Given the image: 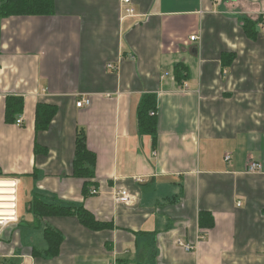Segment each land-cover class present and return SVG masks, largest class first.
Listing matches in <instances>:
<instances>
[{
    "label": "crops",
    "instance_id": "1",
    "mask_svg": "<svg viewBox=\"0 0 264 264\" xmlns=\"http://www.w3.org/2000/svg\"><path fill=\"white\" fill-rule=\"evenodd\" d=\"M9 1L0 184L16 185L17 221L0 228V264H264V0H132L133 16L123 0H53L52 14L4 16ZM148 95L155 134L139 125ZM41 103L56 113L37 130ZM80 132L89 178L75 173ZM118 188L134 202L117 203ZM37 201L82 205L109 227L37 215ZM47 229L63 237L57 255Z\"/></svg>",
    "mask_w": 264,
    "mask_h": 264
},
{
    "label": "trees",
    "instance_id": "2",
    "mask_svg": "<svg viewBox=\"0 0 264 264\" xmlns=\"http://www.w3.org/2000/svg\"><path fill=\"white\" fill-rule=\"evenodd\" d=\"M54 12L53 0H10L4 5L2 15L7 16L11 14H52ZM257 22L252 19H245L244 30L251 38H256L258 31L256 29ZM185 67L181 64L175 67V75L182 80L186 76ZM156 108V99L153 95L146 96L139 108V125L145 132L152 134L156 133V118L151 115V111ZM56 111L52 105L39 104L37 108V130H44L48 128ZM95 162V155L86 145L85 135L83 132L79 133L77 139L76 158L74 161L75 173L83 177L89 178L93 176V171L90 169ZM90 166V167H89ZM88 183V182H87ZM89 187L86 188L85 193L89 194ZM34 210L37 215H72L78 216L79 220L88 228L92 230L104 229L109 227V224L98 221L95 216L85 209L82 205L70 204L68 206H61L56 204L46 205L43 202H35ZM46 237L49 243L48 252L51 255H57L60 249L63 237L60 232L54 229H47Z\"/></svg>",
    "mask_w": 264,
    "mask_h": 264
},
{
    "label": "built area",
    "instance_id": "3",
    "mask_svg": "<svg viewBox=\"0 0 264 264\" xmlns=\"http://www.w3.org/2000/svg\"><path fill=\"white\" fill-rule=\"evenodd\" d=\"M123 10L125 16H133L136 14L135 8L132 5V0H123ZM198 38L197 35L191 36V40H195ZM110 68H117L118 66L110 63L108 65ZM90 98L88 96H83L79 100H77V106L82 107L88 105L90 103ZM151 115L155 114V111L150 112ZM24 122L23 116H19L16 119V123L18 125H22ZM226 159H230V155L226 156ZM262 169V164L258 161H251L248 165V171L257 172ZM142 181V179H138ZM15 184L13 185H2L0 184V228L17 221V200H16V191ZM5 188H11L10 191H3ZM101 193V189L93 188L90 190V194H99ZM113 197L117 203H133L134 196L125 188H118L114 191ZM240 205V202H239ZM203 237V236H202ZM181 246H184L186 250L194 249V245L182 243L179 241Z\"/></svg>",
    "mask_w": 264,
    "mask_h": 264
}]
</instances>
